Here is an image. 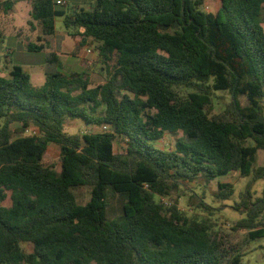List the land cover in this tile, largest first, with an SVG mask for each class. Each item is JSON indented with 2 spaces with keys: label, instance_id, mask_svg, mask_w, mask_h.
<instances>
[{
  "label": "trees",
  "instance_id": "trees-1",
  "mask_svg": "<svg viewBox=\"0 0 264 264\" xmlns=\"http://www.w3.org/2000/svg\"><path fill=\"white\" fill-rule=\"evenodd\" d=\"M31 1L39 41L52 43L64 17L80 45L98 43L109 77L93 86L86 71L64 73L54 52L40 86L20 65L8 77L0 68V264H242L210 218L167 198L203 178L230 200L234 186L219 178L237 172L250 179L230 206L244 215L232 229L264 239V191H253L264 181V0H219L217 12L206 0H94L73 11ZM221 91L231 101L216 113ZM68 121L86 131L67 134ZM167 135L173 150L157 145ZM50 144L59 168L43 163ZM116 199L122 212L110 219ZM195 207L214 210L203 197Z\"/></svg>",
  "mask_w": 264,
  "mask_h": 264
},
{
  "label": "rangeland",
  "instance_id": "rangeland-1",
  "mask_svg": "<svg viewBox=\"0 0 264 264\" xmlns=\"http://www.w3.org/2000/svg\"><path fill=\"white\" fill-rule=\"evenodd\" d=\"M5 0H0V2ZM15 5L9 14L0 12V35L2 44L0 46V68L5 76H9L10 71L15 65L22 66L31 74L32 83L36 86L42 85L45 80L46 54L54 52L61 62V70L64 73L75 71H86L93 86L104 83L109 73L107 66L101 61L98 54V43L92 39L82 46L71 36L64 25V17L55 18V36L52 43L39 41L42 36V27L38 22L30 24L32 20L31 13L33 5L31 0H14ZM66 6L57 5L58 9L73 11L80 7L89 8L94 0H62ZM206 10L217 12L219 10V0H206ZM35 43L43 44V51H30L28 45ZM92 49V52H88ZM231 101V95L228 92H218L215 95V112H221ZM243 102L246 99L243 98ZM0 121V127L3 125ZM14 130L20 128V125L14 124ZM93 128V131H99ZM86 131L85 126L78 121H68L66 133L81 134ZM32 129L26 132L30 134ZM176 137L167 135L164 141L157 142L159 147L167 150H173ZM119 147V146H118ZM119 149V148H117ZM60 149L56 144H50L44 157L45 165H56L59 168ZM259 165H264V152H260ZM250 178L241 177L237 172L219 178L220 182L233 184L235 195L230 200H220L215 197L218 187L217 180L208 182L201 178L194 183H188L186 187L181 186L172 192L167 198L169 202L179 201V206L189 214H195L198 217H208L215 224V230L222 238L225 249L231 252L243 255L242 264H264V239L257 241H247L244 233L236 232L232 229L235 220L244 217L243 214L233 210L239 201V196L246 189ZM81 202H87L90 199V189L88 187L77 188ZM255 197H261L264 191V181H258L254 187ZM198 196V197H197ZM203 197L205 201L214 208V210L197 209L195 205ZM122 212L121 201L113 200L108 209V218L118 217ZM24 248L31 252V244H24Z\"/></svg>",
  "mask_w": 264,
  "mask_h": 264
},
{
  "label": "built area",
  "instance_id": "built-area-1",
  "mask_svg": "<svg viewBox=\"0 0 264 264\" xmlns=\"http://www.w3.org/2000/svg\"><path fill=\"white\" fill-rule=\"evenodd\" d=\"M58 3L64 4L65 2L64 1H61V0H58ZM88 52H92V49H89Z\"/></svg>",
  "mask_w": 264,
  "mask_h": 264
},
{
  "label": "crops",
  "instance_id": "crops-1",
  "mask_svg": "<svg viewBox=\"0 0 264 264\" xmlns=\"http://www.w3.org/2000/svg\"><path fill=\"white\" fill-rule=\"evenodd\" d=\"M31 75V74H30Z\"/></svg>",
  "mask_w": 264,
  "mask_h": 264
}]
</instances>
